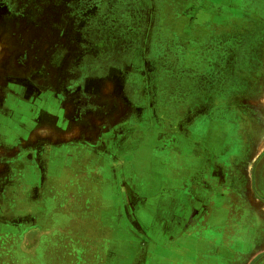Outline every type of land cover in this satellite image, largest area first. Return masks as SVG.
Listing matches in <instances>:
<instances>
[{
  "label": "rangeland",
  "instance_id": "374dc122",
  "mask_svg": "<svg viewBox=\"0 0 264 264\" xmlns=\"http://www.w3.org/2000/svg\"><path fill=\"white\" fill-rule=\"evenodd\" d=\"M199 1L0 0V127L14 130L0 166L23 173L25 161H49V173H62L58 193L45 189L44 211L32 205L14 227L0 226V264H117L118 249L124 264H139L154 247L148 234L129 222L117 242L111 218L101 224L114 177L150 157L152 106L163 122L187 120L222 143L221 209L200 215L221 235L216 264H264V0L216 20ZM63 145L74 158L59 165L51 151ZM18 223L39 226L43 243L22 239Z\"/></svg>",
  "mask_w": 264,
  "mask_h": 264
},
{
  "label": "crops",
  "instance_id": "0c3cea01",
  "mask_svg": "<svg viewBox=\"0 0 264 264\" xmlns=\"http://www.w3.org/2000/svg\"><path fill=\"white\" fill-rule=\"evenodd\" d=\"M216 1L213 3L200 0L198 3V8L202 4L206 5V16L211 20L220 18L221 13L228 11L240 12L241 4L245 2V0ZM152 115L155 117L152 116V141L148 142L150 157L147 161L140 162L132 175H125L124 172L118 171L119 174L114 177L113 183L116 192L112 194L111 207L104 214L108 219L102 222L101 226L107 228L111 218V224L115 225L111 233L115 231L117 242H119V236L124 235V229L129 222L140 234H148V243H152L154 247L143 256L141 253L137 254L139 264H141V258L144 260L143 264H216L218 249L215 247L219 246L221 235L216 234L219 229H216L215 222L206 223L200 215L206 210L221 209L222 178L220 170H215L220 168L221 161L218 159L220 156H215L214 151L217 147L221 150L222 143L214 138V133L211 134L213 136L211 139H207L205 135H199L190 128L187 120L173 126L163 122L165 117L162 118V114L156 112L155 106H152ZM23 130L21 127V136H23ZM13 131L7 126L0 127V136L3 137L1 146L6 148L12 146L10 136ZM173 131H175L174 134ZM205 132L204 130L201 134ZM172 135L176 136V139ZM186 138L190 140H185ZM21 141L22 137L19 144ZM171 143L177 147L171 149ZM63 146H58L59 149L53 148L51 151L59 165L70 159L72 161L74 158V149L70 145ZM192 147H201V150L196 149L192 153L190 152ZM87 151L85 149V153ZM43 156L44 154H40L37 157L42 159ZM27 163L25 161L24 167L27 169L23 173L10 172L9 165L1 163L6 167L0 166V197L2 198L0 214L4 212L9 218V221L7 220L3 225L0 224L1 228L14 227L15 223L12 221L26 216L31 209L44 211L45 189L51 187L54 189V194L58 193L56 180L62 179L61 171L57 174L49 173V161L41 162V170L34 167L32 163L31 166ZM70 177L68 175L63 179ZM52 184L55 185L52 186ZM230 194L231 192L224 194V204L227 207L230 205ZM33 195H36L35 199ZM14 203L15 206H13ZM32 205H36L33 206L35 208L31 207ZM104 215L102 214V217ZM157 218L160 220L159 224L156 223ZM16 226L21 227L22 239L26 242L30 234L33 237L40 236L39 226L24 230H22L24 227L22 223ZM7 231L11 236L13 232H16L13 228ZM210 234L215 236L211 238ZM104 236L106 235L101 233V237ZM44 239L45 236H42L38 241L43 243ZM210 242L212 250H207L206 245ZM37 253L41 254L40 251ZM124 258V252L120 254L118 249L112 259L114 263L124 264ZM127 258L129 259L130 256ZM132 259L135 264V256Z\"/></svg>",
  "mask_w": 264,
  "mask_h": 264
}]
</instances>
